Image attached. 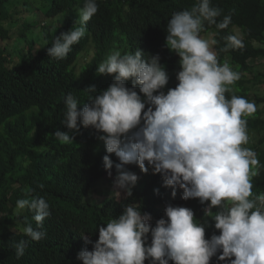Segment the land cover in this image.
Wrapping results in <instances>:
<instances>
[{
    "label": "clouds",
    "instance_id": "clouds-1",
    "mask_svg": "<svg viewBox=\"0 0 264 264\" xmlns=\"http://www.w3.org/2000/svg\"><path fill=\"white\" fill-rule=\"evenodd\" d=\"M97 12L96 0H83L80 26L56 37L48 56L64 59ZM220 16L211 0H197L190 10L173 13L165 46L179 57V66L177 62L169 74L159 55L114 51L96 67L98 75L113 77L106 90L93 96L95 87L90 86L83 104L71 93L65 97L61 123L73 135L58 130L55 139L73 144L80 126L95 130L108 154L104 168L111 176L115 167L114 188L124 193L122 199L115 197L125 200L121 214L98 228V240L92 243L82 236L92 243L91 251L84 248L77 254L82 264H210L213 257L227 264H264V193L253 196L251 183L260 162L245 147V117L257 108L244 97H226L241 74L219 62L214 34L208 39L200 35L205 22L228 29L231 16L218 22ZM225 40L221 51L244 47L243 34L235 27ZM129 80L132 85L127 86ZM169 81L172 87L165 92ZM111 154L119 163L114 164ZM127 165L140 171H129ZM153 174L163 180L154 188L156 200H128ZM25 208L34 212L37 227L27 224L24 234L32 241L44 239L43 221L51 215L48 202L43 197L18 199L17 212ZM202 208L219 232L210 239L205 238L207 221L196 220ZM14 247L17 259L24 256L26 241Z\"/></svg>",
    "mask_w": 264,
    "mask_h": 264
},
{
    "label": "trees",
    "instance_id": "trees-1",
    "mask_svg": "<svg viewBox=\"0 0 264 264\" xmlns=\"http://www.w3.org/2000/svg\"><path fill=\"white\" fill-rule=\"evenodd\" d=\"M196 2L96 0L98 12L87 22L84 37L64 59H55L48 56V48L56 37L80 26L83 0H0V264H82L77 254L84 248L91 251L98 228L121 214L125 200L116 199L112 191L116 170L113 167L109 176L104 168L108 154L99 134L80 126L73 144L55 139L56 131L69 132L61 123L65 97L71 93L83 104L88 103L85 90L90 86L95 87L93 96L106 90L113 77L98 75L96 67L114 51L134 54L140 49L145 55H159L170 71L179 57L165 46L168 20ZM211 5L221 10L218 22L231 16L232 23L218 30L205 22L200 35L214 34L219 62L241 74L226 97H244L257 108L245 117L249 136L245 147L255 151L260 162L259 174L251 180L256 196L264 193V95L258 93L264 85V68L258 66L264 60V0H211ZM233 27L243 34L244 47L221 51ZM10 41L15 53L8 51ZM171 87L169 81L164 91ZM82 107L78 105V110ZM110 158L119 163L114 154ZM125 167L140 171L136 165ZM159 177L153 174L143 187L136 186L128 200L155 201L156 183H163L155 180ZM37 197L48 202L51 215L42 225L46 237L32 241L23 229L27 224L37 227L34 212L28 208L17 212L16 201ZM204 208L195 219L207 221L205 238L210 239L219 232ZM21 240L26 241V250L17 259L14 245ZM210 264L227 262L213 257Z\"/></svg>",
    "mask_w": 264,
    "mask_h": 264
},
{
    "label": "rangeland",
    "instance_id": "rangeland-1",
    "mask_svg": "<svg viewBox=\"0 0 264 264\" xmlns=\"http://www.w3.org/2000/svg\"><path fill=\"white\" fill-rule=\"evenodd\" d=\"M204 36H206V37H203V38H206V39H208L209 37L208 36H210V35H204ZM202 37V36H201ZM7 45H9V47H8V51H11V53H12V51L15 53V45H14V42L13 41H10V42H8L7 43ZM17 49V48H16ZM88 59H91V57H89ZM83 62H85V61H83ZM262 64H259L258 66L260 67V68H264V60H262V62H261ZM178 66H179V62H178V64H177ZM259 94H262V95H264V85L261 87V90L258 92ZM264 106H261V108H263ZM114 190H115V195L119 198V199H122L123 197H124V193H122V191L121 190H119V189H117V188H114ZM118 191H120V195H118L116 192H118Z\"/></svg>",
    "mask_w": 264,
    "mask_h": 264
}]
</instances>
